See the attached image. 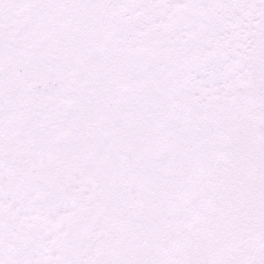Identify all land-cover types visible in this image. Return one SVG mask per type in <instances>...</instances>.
<instances>
[{
    "label": "snow or ice",
    "instance_id": "obj_1",
    "mask_svg": "<svg viewBox=\"0 0 264 264\" xmlns=\"http://www.w3.org/2000/svg\"><path fill=\"white\" fill-rule=\"evenodd\" d=\"M0 264H264V0H0Z\"/></svg>",
    "mask_w": 264,
    "mask_h": 264
}]
</instances>
